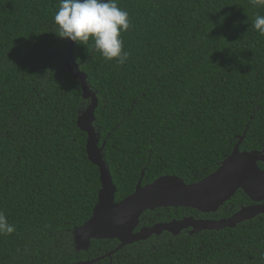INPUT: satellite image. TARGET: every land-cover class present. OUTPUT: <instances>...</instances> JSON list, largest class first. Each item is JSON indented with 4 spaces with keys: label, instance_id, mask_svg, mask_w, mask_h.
Segmentation results:
<instances>
[{
    "label": "trees",
    "instance_id": "16d2710c",
    "mask_svg": "<svg viewBox=\"0 0 264 264\" xmlns=\"http://www.w3.org/2000/svg\"><path fill=\"white\" fill-rule=\"evenodd\" d=\"M59 2L0 0V213L15 228L0 235V264H85L119 244H75L101 184L87 134L77 126L90 101L82 98L75 66H66L69 51L97 99L92 127L104 145L115 203L139 180L204 179L243 133L240 151H264V36L251 26L264 7L251 0H117L131 25L121 33L129 59L117 66L91 41L71 46L55 36ZM246 202L238 190L226 209L209 216L225 217ZM190 215L207 217L160 208L139 222ZM110 261L264 264V216L220 231L163 232L92 264Z\"/></svg>",
    "mask_w": 264,
    "mask_h": 264
},
{
    "label": "water",
    "instance_id": "95a60500",
    "mask_svg": "<svg viewBox=\"0 0 264 264\" xmlns=\"http://www.w3.org/2000/svg\"><path fill=\"white\" fill-rule=\"evenodd\" d=\"M68 42L73 46L72 42ZM70 63L75 66L74 77L80 81L82 98L90 101L78 117L77 126L87 134L86 153L89 161L99 169L101 184L91 218L75 230L74 240L78 250L87 249L91 240H116L118 246L100 259L110 258L127 245L146 241L152 236H160L163 232L178 235L181 231L189 230L192 235L201 231H220L234 228L245 220L264 214V206H251L239 210L228 219L195 220L187 217L142 227L135 232L142 214L146 211L185 208L203 214L215 213L238 190L254 202L264 200V169L258 166L259 163L264 164V151H240L239 146L245 136L243 133L231 153L204 179L186 184L176 176H163L144 186L140 185L139 180L131 195L115 203L116 188L102 160L104 145L98 147L99 138L92 127L97 99L86 85V75L79 72L75 65L71 51L66 58V66L72 72ZM100 259L85 264H92Z\"/></svg>",
    "mask_w": 264,
    "mask_h": 264
},
{
    "label": "clouds",
    "instance_id": "9594fccd",
    "mask_svg": "<svg viewBox=\"0 0 264 264\" xmlns=\"http://www.w3.org/2000/svg\"><path fill=\"white\" fill-rule=\"evenodd\" d=\"M253 5L264 7V0H251ZM129 13L118 6L117 0H60L54 15L55 36L61 40L84 45L91 41L96 53L117 66L129 59L124 51L121 33L130 29ZM264 36V15H257L251 25ZM15 231L7 217L0 213V235Z\"/></svg>",
    "mask_w": 264,
    "mask_h": 264
},
{
    "label": "flooded vegetation",
    "instance_id": "af4514ba",
    "mask_svg": "<svg viewBox=\"0 0 264 264\" xmlns=\"http://www.w3.org/2000/svg\"><path fill=\"white\" fill-rule=\"evenodd\" d=\"M235 195V194H234ZM232 199V198H231ZM228 202V201H227ZM226 203V202H225ZM225 203L222 205V206H220L219 207V209L215 212V214L216 213H218L221 209H222V207L224 208V209H226V207L224 206L225 205ZM259 207V206H264V200H262V201H260V202H254V201H252V200H249V202H246V203H244L243 205H240L236 210H234V211H232L231 212V214H229V215H227V216H225V217H217V218H214V217H212V216H209V215H212V214H214V213H209V214H206L207 215V217H201L200 219L199 218H196V217H193L192 215H190V216H183V217H181V218H179V219H171V220H169V221H165V222H155V223H153V224H159V223H167V222H170V221H172V220H181V219H183V218H187V217H192V218H194L195 220H216V221H219V220H222V219H228V218H230L232 215H234L236 212H238L239 210H241V209H243V208H248V207ZM230 210H233L232 208H230ZM214 214V215H215ZM205 215V214H204ZM261 216H264V214H259V215H257V216H255L254 218H252V219H250V220H254V219H256V218H260ZM250 220H245V221H250ZM245 221H243V222H245ZM243 222H241V223H243ZM241 223H239V224H241ZM152 224V225H153ZM238 224V225H239ZM152 225H150V226H152ZM150 226H141L140 227V222H139V226L136 228V230H135V232H137L140 228H142V227H150ZM182 232H189V230H184V231H181L179 234H181Z\"/></svg>",
    "mask_w": 264,
    "mask_h": 264
}]
</instances>
